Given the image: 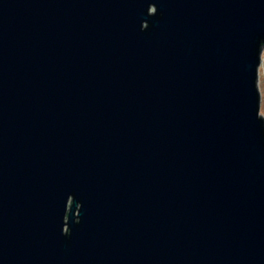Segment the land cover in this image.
<instances>
[{"label":"water","instance_id":"1","mask_svg":"<svg viewBox=\"0 0 264 264\" xmlns=\"http://www.w3.org/2000/svg\"><path fill=\"white\" fill-rule=\"evenodd\" d=\"M264 0H0V264H264Z\"/></svg>","mask_w":264,"mask_h":264},{"label":"rangeland","instance_id":"2","mask_svg":"<svg viewBox=\"0 0 264 264\" xmlns=\"http://www.w3.org/2000/svg\"><path fill=\"white\" fill-rule=\"evenodd\" d=\"M262 59H261V64L258 69V89H259V95H260V115L264 117V50L262 51Z\"/></svg>","mask_w":264,"mask_h":264}]
</instances>
